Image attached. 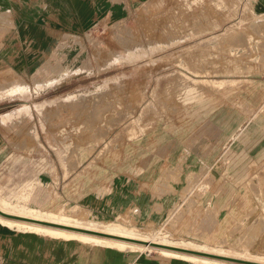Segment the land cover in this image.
Returning <instances> with one entry per match:
<instances>
[{
  "label": "crops",
  "instance_id": "0c3cea01",
  "mask_svg": "<svg viewBox=\"0 0 264 264\" xmlns=\"http://www.w3.org/2000/svg\"><path fill=\"white\" fill-rule=\"evenodd\" d=\"M105 3L0 0V82L34 86L46 83L44 71H66L68 36L83 35ZM237 3L264 16V0ZM21 99H0L1 201L54 213L78 209L100 223L163 229L180 240L264 256V109L201 105L184 124L126 138L115 157L103 154L115 127L108 123L107 138L101 136L94 110L75 111L81 119L68 139L62 121L46 119L67 114L34 106L26 114L25 104L12 107ZM11 227L0 221V264H200Z\"/></svg>",
  "mask_w": 264,
  "mask_h": 264
},
{
  "label": "rangeland",
  "instance_id": "374dc122",
  "mask_svg": "<svg viewBox=\"0 0 264 264\" xmlns=\"http://www.w3.org/2000/svg\"><path fill=\"white\" fill-rule=\"evenodd\" d=\"M110 1L114 4H101L102 10L83 35L68 36L66 71H44L46 83L35 80L34 86L0 82V99L20 95L23 100L15 101L12 107L25 104L26 114H31L33 106L53 114L62 110L60 114L67 116L46 119L62 121L68 139L74 135L75 120L81 119L75 111L86 115L94 110L92 119L101 126V136L107 138L104 127L108 123L115 127V136L103 150L105 156L111 153L115 157H119L126 138L136 139L161 124H184L194 118L195 110L203 109L201 105L264 109V16H256L250 6L244 7L237 0ZM205 80L208 82H201ZM223 80L238 83L228 82L220 88L213 83ZM60 83L61 89L53 91ZM258 94L260 99L254 101ZM93 130L92 126L84 129ZM64 212L91 220L78 209ZM137 230L152 241L165 235L186 241L163 229ZM113 248L143 254L160 252L156 247L145 251Z\"/></svg>",
  "mask_w": 264,
  "mask_h": 264
},
{
  "label": "bare ground",
  "instance_id": "6f19581e",
  "mask_svg": "<svg viewBox=\"0 0 264 264\" xmlns=\"http://www.w3.org/2000/svg\"><path fill=\"white\" fill-rule=\"evenodd\" d=\"M193 82L200 83V80H195ZM201 82L206 83L208 82V80L201 81ZM228 82H231L230 84L238 83L237 80H230V81L223 80V81H215L213 83L215 86H217V88H220L224 86L225 84H228ZM191 89H194V88H192L191 86ZM196 89L197 88H195V90ZM11 93H10V96H11ZM20 93H22V91ZM24 93L26 94V90H24ZM9 117L10 116H8L6 120H9L10 119ZM0 210L6 214L28 218L31 220L47 222L51 224H58L62 226H69L72 228H79L83 230H89L92 232H99L102 234H107V235H112V236H117V237H122V238H128L131 240H139L142 242H148L151 244H159L162 246H168L172 248L184 249V250H189V251H194V252H201L205 254H212L215 256H223L226 258H234L238 260H244V261L264 264V256H258V255L254 256V254L250 253L249 251L244 250L245 252L239 253V252H235L234 250L232 251L230 249H225V248L215 249V248H210L207 245H199V244H195V243L187 242V241H177V240L169 238V236L167 235H165L164 238L162 239H159V240L157 239V240L152 241L149 239L147 235L141 234L140 232H138L137 229H130V228L124 227L123 225L117 224V223L105 224V223H100V222L93 221V220L86 222L85 220H79L76 217L66 214L64 210L54 213V212H50L49 210L48 211L38 210L34 208H29L28 206L19 205V204L13 206L1 200H0ZM0 221L7 224L8 226L10 225V227L15 226L18 230H21V231L44 233L52 237L60 238V239L68 240V241H70L71 239H81V240L86 241L87 243L103 244V245H109L113 247L119 246V247H125V248L135 250V251L136 250L145 251V250L155 249V248H152V247H155L152 245L145 246V245L137 244L133 242H127V241L118 240L114 238L101 237V236L87 234L83 232H77V231L66 230L62 228L51 227V226L42 225V224H38L34 222L6 220L1 215H0ZM158 250H160L162 254L164 253L165 255H170L176 258L180 257L181 259L184 258L186 260L192 261L193 263L235 264V263H229L227 261H222V260H216V259H211V258L209 259L207 257H202V256L195 255V254L189 255V253H184V252H179V251L176 252L175 250L167 251L169 249L162 250L161 248H159Z\"/></svg>",
  "mask_w": 264,
  "mask_h": 264
},
{
  "label": "water",
  "instance_id": "95a60500",
  "mask_svg": "<svg viewBox=\"0 0 264 264\" xmlns=\"http://www.w3.org/2000/svg\"><path fill=\"white\" fill-rule=\"evenodd\" d=\"M0 215L5 217V218H8V219H13V220H18V221H26V222H34V223L47 225V226H51V227L62 228V229L72 230V231H77V232H83V233L97 235V236H101V237L114 238V239L123 240V241H127V242H133V243H137V244H142V245H152V246H155V247L161 248V249H169V250H175V251L189 253V254H195V255L202 256V257H207V258L216 259V260H223V261H227V262H231V263H235V264H260V263H255V262L238 260V259H234V258H226V257H221V256H215V255H212V254H205V253H201V252H194V251H189V250H184V249L172 248V247H168V246H162V245H159V244H151V243L142 242V241H139V240H131V239H128V238H122V237L102 234V233H99V232H92V231H89V230H83V229H79V228H72V227H69V226H62V225H58V224H51V223H47V222L31 220V219H28V218H23V217H19V216H13V215H10V214H6V213L2 212L1 210H0Z\"/></svg>",
  "mask_w": 264,
  "mask_h": 264
}]
</instances>
